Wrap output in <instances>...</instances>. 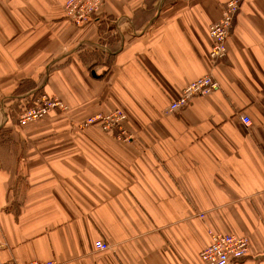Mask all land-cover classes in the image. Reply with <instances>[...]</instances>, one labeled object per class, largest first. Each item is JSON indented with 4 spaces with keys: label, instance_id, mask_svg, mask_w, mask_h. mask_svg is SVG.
Listing matches in <instances>:
<instances>
[{
    "label": "crops",
    "instance_id": "crops-1",
    "mask_svg": "<svg viewBox=\"0 0 264 264\" xmlns=\"http://www.w3.org/2000/svg\"><path fill=\"white\" fill-rule=\"evenodd\" d=\"M66 1L0 0V264H204L212 233L264 264V0H240L217 65L230 0H107L83 27ZM43 96L68 110L20 124ZM116 110L133 141L82 129Z\"/></svg>",
    "mask_w": 264,
    "mask_h": 264
},
{
    "label": "built area",
    "instance_id": "built-area-1",
    "mask_svg": "<svg viewBox=\"0 0 264 264\" xmlns=\"http://www.w3.org/2000/svg\"><path fill=\"white\" fill-rule=\"evenodd\" d=\"M107 0H67L64 5L65 17L75 26L83 27L94 21L99 15ZM241 7L240 0H230L224 10L222 18L209 29L211 38L210 58L217 65L223 61L228 54V42L232 35L235 19ZM219 89L218 82L213 76H205L191 85L187 86L178 100L174 101L168 112L175 113L187 108L193 99L199 96H207ZM66 112L67 106L59 99L43 96L33 107L28 108L19 116V123L24 125L29 122L40 120L49 115L52 111ZM127 115L116 110L109 114H97L87 118L81 124L82 129L98 126L105 132L117 131V139L131 142L134 137L124 128ZM246 125L250 121L243 118ZM210 245L201 253L204 264H230L234 261L243 260L250 252V241L246 237H237L228 234H211ZM97 251H107L110 246L98 241L95 243ZM16 264V263H11ZM27 264H60L55 260L39 262L33 261Z\"/></svg>",
    "mask_w": 264,
    "mask_h": 264
}]
</instances>
